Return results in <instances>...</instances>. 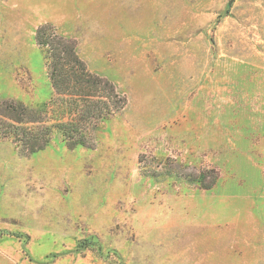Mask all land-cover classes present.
<instances>
[{
    "label": "rangeland",
    "instance_id": "374dc122",
    "mask_svg": "<svg viewBox=\"0 0 264 264\" xmlns=\"http://www.w3.org/2000/svg\"><path fill=\"white\" fill-rule=\"evenodd\" d=\"M45 26L116 88L107 121L53 89ZM19 105L85 145L31 154L4 119L0 264H264V0H0V119Z\"/></svg>",
    "mask_w": 264,
    "mask_h": 264
},
{
    "label": "trees",
    "instance_id": "16d2710c",
    "mask_svg": "<svg viewBox=\"0 0 264 264\" xmlns=\"http://www.w3.org/2000/svg\"><path fill=\"white\" fill-rule=\"evenodd\" d=\"M36 41L46 59L53 89L58 94L73 98V105L77 111L82 108L81 102H86L85 100L92 96L98 98L99 101L96 103H103L104 106L101 108L103 115L100 114L96 118L103 122L107 121L113 112L109 105L111 101L107 102V100L112 97L121 98L118 97L119 93L114 85L88 72L84 62L78 56L74 44L68 39L56 35L52 28L47 26L40 28L37 31ZM121 107L120 104L116 109L120 110ZM90 115L92 116V113ZM26 116L27 108L23 105L6 107L5 112L1 113L3 119H0V128L6 124L4 119L15 123L16 125L9 123L11 130L6 134H12L14 139L22 143V146L31 154L45 149L50 144L51 134L55 130L61 133L64 141L71 148L85 145L83 138L79 137L82 134V129L76 126L75 119L69 122H58L45 128L39 126L31 128L27 126Z\"/></svg>",
    "mask_w": 264,
    "mask_h": 264
}]
</instances>
